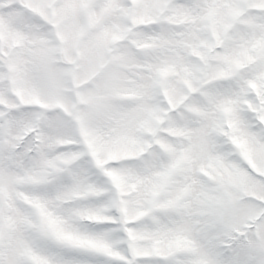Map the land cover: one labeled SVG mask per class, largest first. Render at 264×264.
I'll use <instances>...</instances> for the list:
<instances>
[{
	"label": "snow or ice",
	"instance_id": "obj_1",
	"mask_svg": "<svg viewBox=\"0 0 264 264\" xmlns=\"http://www.w3.org/2000/svg\"><path fill=\"white\" fill-rule=\"evenodd\" d=\"M0 264H264V0H0Z\"/></svg>",
	"mask_w": 264,
	"mask_h": 264
}]
</instances>
